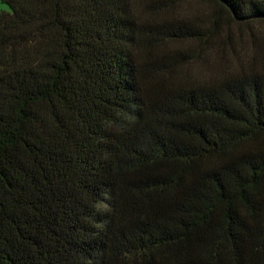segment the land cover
Segmentation results:
<instances>
[{
  "label": "trees",
  "instance_id": "16d2710c",
  "mask_svg": "<svg viewBox=\"0 0 264 264\" xmlns=\"http://www.w3.org/2000/svg\"><path fill=\"white\" fill-rule=\"evenodd\" d=\"M189 1L1 0L0 264H264V0Z\"/></svg>",
  "mask_w": 264,
  "mask_h": 264
},
{
  "label": "rangeland",
  "instance_id": "374dc122",
  "mask_svg": "<svg viewBox=\"0 0 264 264\" xmlns=\"http://www.w3.org/2000/svg\"><path fill=\"white\" fill-rule=\"evenodd\" d=\"M0 11H9L8 7L4 3H2L1 0H0ZM181 11L189 16H196L200 14H205L208 11V8H207V4L197 1V0H192L182 7ZM229 29L232 35L236 39L241 37L247 40L249 37V33H250L249 30H246V29L239 30L237 27H232ZM253 30H254L253 32H256L260 36L264 35V29L260 28V26L253 28Z\"/></svg>",
  "mask_w": 264,
  "mask_h": 264
}]
</instances>
